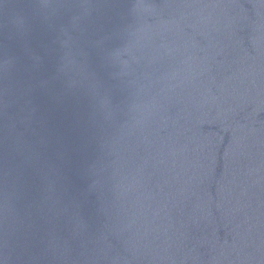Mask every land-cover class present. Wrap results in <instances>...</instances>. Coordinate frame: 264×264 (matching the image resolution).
<instances>
[{"label": "water", "instance_id": "1", "mask_svg": "<svg viewBox=\"0 0 264 264\" xmlns=\"http://www.w3.org/2000/svg\"><path fill=\"white\" fill-rule=\"evenodd\" d=\"M0 264H264V0H0Z\"/></svg>", "mask_w": 264, "mask_h": 264}]
</instances>
